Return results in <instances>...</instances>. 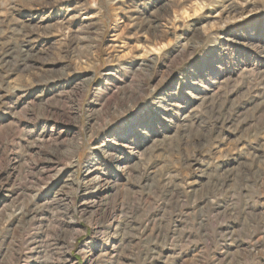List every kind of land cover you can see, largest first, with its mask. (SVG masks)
Segmentation results:
<instances>
[{"label":"rangeland","instance_id":"obj_1","mask_svg":"<svg viewBox=\"0 0 264 264\" xmlns=\"http://www.w3.org/2000/svg\"><path fill=\"white\" fill-rule=\"evenodd\" d=\"M0 264H264V0H0Z\"/></svg>","mask_w":264,"mask_h":264}]
</instances>
